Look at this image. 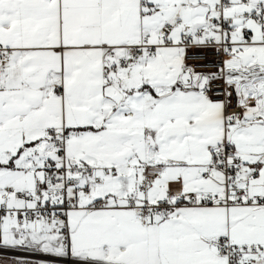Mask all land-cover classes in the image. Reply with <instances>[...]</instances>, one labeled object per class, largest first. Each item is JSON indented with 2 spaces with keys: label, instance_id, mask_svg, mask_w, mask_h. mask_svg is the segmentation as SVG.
<instances>
[{
  "label": "snow or ice",
  "instance_id": "1",
  "mask_svg": "<svg viewBox=\"0 0 264 264\" xmlns=\"http://www.w3.org/2000/svg\"><path fill=\"white\" fill-rule=\"evenodd\" d=\"M0 264H264V0H0Z\"/></svg>",
  "mask_w": 264,
  "mask_h": 264
}]
</instances>
